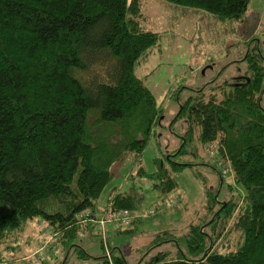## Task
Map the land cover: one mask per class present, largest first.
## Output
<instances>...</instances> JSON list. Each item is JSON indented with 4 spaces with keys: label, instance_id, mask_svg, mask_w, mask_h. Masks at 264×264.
<instances>
[{
    "label": "trees",
    "instance_id": "16d2710c",
    "mask_svg": "<svg viewBox=\"0 0 264 264\" xmlns=\"http://www.w3.org/2000/svg\"><path fill=\"white\" fill-rule=\"evenodd\" d=\"M164 1L222 22L240 21L251 3ZM131 5L132 0H0L4 251L16 250L11 237L35 218L49 225L53 242H71V247L79 233L98 225L96 200L112 178L111 166L125 159L140 163L137 182L147 180L157 190V210L174 192L176 182L162 160L155 159L151 174L140 161L162 108L135 68L160 36L140 28ZM250 50L241 60L249 77L215 87L211 82L207 98L203 88L179 104L177 119L186 123L183 144L165 156L172 171L180 172L192 165L171 159L184 155L188 144L204 148L217 142L211 168L219 188L224 183L220 168L228 165L240 190L230 186L222 198L219 188H207L206 179L195 173L205 190L202 220L183 235L160 233L136 264H264V56L258 46L256 53ZM132 184L128 193L111 191L105 214L138 210L143 195ZM140 220L135 217L131 225ZM233 232L239 241L228 249ZM100 260L130 264L113 253Z\"/></svg>",
    "mask_w": 264,
    "mask_h": 264
},
{
    "label": "rangeland",
    "instance_id": "374dc122",
    "mask_svg": "<svg viewBox=\"0 0 264 264\" xmlns=\"http://www.w3.org/2000/svg\"><path fill=\"white\" fill-rule=\"evenodd\" d=\"M131 7L133 19L140 28L160 36L135 68V76L143 81L156 104L162 108L161 118L153 130L154 136L140 161L148 174L157 169L155 159L166 164L176 188L162 205L169 201L172 208H155L160 200L157 190L147 180L137 182L135 173L140 163L135 166L132 157L125 159L111 166L112 178L96 200L93 217L102 219L113 189L128 193L132 183H136L134 187H140L143 200L138 210L132 213L141 218L140 222L129 227L116 222L105 227L95 225L93 229L79 233L67 249L71 242L67 246L57 245L52 241L49 225L35 218L11 237L16 239L15 251H4V246L0 248V258L5 259L6 264H99L100 258L108 257L109 253L123 255L128 263L136 264L147 248L159 241L157 236L160 233L169 231L183 235L191 224L202 220L205 190L195 173L206 179L207 188H219L218 177L211 168L217 159V142L204 148L197 142L188 144L184 155L171 159L192 165L180 172L172 171L165 156L183 144L186 123L177 119L179 104L188 97L197 96L198 90L203 88L207 98L211 82L215 87L249 77L247 62L241 60L249 49L256 53L254 46H258L264 56V0H251L240 21L225 22L203 11L175 6L164 0H132ZM191 149L197 152H190ZM228 170V165L220 168L224 182L219 188L222 198L228 197V187L237 188ZM151 212L155 214L152 217L149 216ZM230 238L228 249L239 241L236 232Z\"/></svg>",
    "mask_w": 264,
    "mask_h": 264
},
{
    "label": "built area",
    "instance_id": "2783aa9c",
    "mask_svg": "<svg viewBox=\"0 0 264 264\" xmlns=\"http://www.w3.org/2000/svg\"><path fill=\"white\" fill-rule=\"evenodd\" d=\"M163 207L165 208V210H169L172 208V204H170L169 201L168 202L165 201L163 204ZM154 215L155 214L153 212L149 214L150 217ZM134 218L135 217L133 213L129 210H120L117 214H114L111 211H108L104 215V217L97 222V224L100 227H105L106 225L116 222L120 226L129 227L132 224ZM0 264H6V260L3 258H0Z\"/></svg>",
    "mask_w": 264,
    "mask_h": 264
}]
</instances>
